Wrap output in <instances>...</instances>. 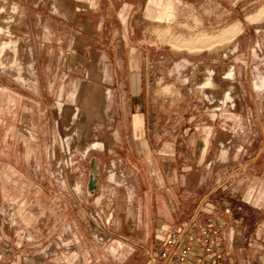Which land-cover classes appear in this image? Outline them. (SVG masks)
I'll return each mask as SVG.
<instances>
[{"label":"rangeland","instance_id":"rangeland-1","mask_svg":"<svg viewBox=\"0 0 264 264\" xmlns=\"http://www.w3.org/2000/svg\"><path fill=\"white\" fill-rule=\"evenodd\" d=\"M175 195L264 264V0H0V264H154Z\"/></svg>","mask_w":264,"mask_h":264},{"label":"built area","instance_id":"built-area-1","mask_svg":"<svg viewBox=\"0 0 264 264\" xmlns=\"http://www.w3.org/2000/svg\"><path fill=\"white\" fill-rule=\"evenodd\" d=\"M222 208L224 218L216 219L215 212ZM242 206H233L230 202L222 205L213 201L199 205L188 219L171 229L161 240L156 253H151L154 264H231L223 248V238L229 230L227 244L232 245L235 230L230 226L242 222L235 215ZM202 214H207L202 219ZM230 227V228H229Z\"/></svg>","mask_w":264,"mask_h":264},{"label":"crops","instance_id":"crops-1","mask_svg":"<svg viewBox=\"0 0 264 264\" xmlns=\"http://www.w3.org/2000/svg\"><path fill=\"white\" fill-rule=\"evenodd\" d=\"M182 197L183 196H181L180 198L182 199ZM183 204L184 203L180 199H177V195H175L174 197H171L170 199L166 198V200H164V207L162 205L161 209L159 208V215L161 218L158 219L159 220L158 225L161 226L164 230H166V233L164 234V236L172 229V227L174 225H178L183 220L188 219L189 214L185 213L186 215L184 217H182V215H181L182 211L180 210V208L182 207ZM230 227L232 229H234L235 232L237 229L238 230L240 229L239 225H237V226L233 225ZM228 235H229V230L226 231V236L222 240L224 243L223 248L225 249V251L227 252V254L229 256L230 263L231 264H239L237 257H236V247H237V245L239 243V239H240L239 235L234 234L235 240H234L232 245L227 244Z\"/></svg>","mask_w":264,"mask_h":264},{"label":"bare ground","instance_id":"bare-ground-1","mask_svg":"<svg viewBox=\"0 0 264 264\" xmlns=\"http://www.w3.org/2000/svg\"><path fill=\"white\" fill-rule=\"evenodd\" d=\"M209 86V85H208ZM215 86V85H214ZM59 106H61V103H59ZM96 138V137H95ZM91 141V140H90ZM93 141H91V143H92Z\"/></svg>","mask_w":264,"mask_h":264}]
</instances>
